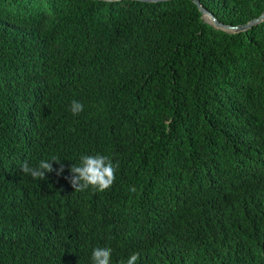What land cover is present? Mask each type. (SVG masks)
Wrapping results in <instances>:
<instances>
[{
    "label": "trees",
    "instance_id": "1",
    "mask_svg": "<svg viewBox=\"0 0 264 264\" xmlns=\"http://www.w3.org/2000/svg\"><path fill=\"white\" fill-rule=\"evenodd\" d=\"M200 1L233 26L264 13ZM97 153L114 184L75 192L70 168ZM54 156L61 175L20 168ZM97 246L110 264H264V22L219 30L191 0H0V264H93Z\"/></svg>",
    "mask_w": 264,
    "mask_h": 264
},
{
    "label": "clouds",
    "instance_id": "2",
    "mask_svg": "<svg viewBox=\"0 0 264 264\" xmlns=\"http://www.w3.org/2000/svg\"><path fill=\"white\" fill-rule=\"evenodd\" d=\"M84 110L81 102L73 100L70 104V111L73 115H79ZM53 163L60 164V168L56 171L53 168ZM23 174L30 175L33 179L44 180L47 173L56 171L57 175L64 172V165L57 157H52L51 160L42 159L35 166H30L28 161H24L20 166ZM119 164L113 163V160L103 154L81 155L79 162L73 164L70 168L71 176L69 182L75 189V192H82L89 188L95 191L104 192L111 188L116 180V172ZM130 191L135 192L133 186ZM112 249L109 247L97 246L92 250L91 259L93 264H110ZM140 254L132 253L126 261L121 264H137Z\"/></svg>",
    "mask_w": 264,
    "mask_h": 264
},
{
    "label": "water",
    "instance_id": "3",
    "mask_svg": "<svg viewBox=\"0 0 264 264\" xmlns=\"http://www.w3.org/2000/svg\"><path fill=\"white\" fill-rule=\"evenodd\" d=\"M102 1H139V2H146V3H161V2H166V1H171V0H102ZM193 1L201 11L203 18L207 23L215 27L216 29L223 30L229 33H241V32H246L256 25H259L264 22V13L260 15L258 18L251 20L247 24L243 25H238V26H233V25H228L223 22H221L209 9H207L203 4L201 3L200 0H191Z\"/></svg>",
    "mask_w": 264,
    "mask_h": 264
}]
</instances>
